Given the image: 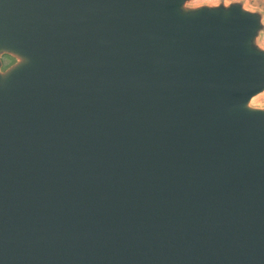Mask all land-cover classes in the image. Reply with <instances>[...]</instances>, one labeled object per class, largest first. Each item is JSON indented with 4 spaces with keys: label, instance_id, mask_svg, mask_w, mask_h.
Returning <instances> with one entry per match:
<instances>
[{
    "label": "water",
    "instance_id": "obj_1",
    "mask_svg": "<svg viewBox=\"0 0 264 264\" xmlns=\"http://www.w3.org/2000/svg\"><path fill=\"white\" fill-rule=\"evenodd\" d=\"M192 2L0 0V264H264V14Z\"/></svg>",
    "mask_w": 264,
    "mask_h": 264
},
{
    "label": "rangeland",
    "instance_id": "obj_2",
    "mask_svg": "<svg viewBox=\"0 0 264 264\" xmlns=\"http://www.w3.org/2000/svg\"><path fill=\"white\" fill-rule=\"evenodd\" d=\"M220 0H217V2ZM231 1V0H227ZM246 6L253 10H259L264 14V0H243ZM193 4H202V3H209V2H201V0H193ZM262 43L264 45V32L262 34ZM255 106H264V92L260 95L256 96L252 102Z\"/></svg>",
    "mask_w": 264,
    "mask_h": 264
},
{
    "label": "clouds",
    "instance_id": "obj_3",
    "mask_svg": "<svg viewBox=\"0 0 264 264\" xmlns=\"http://www.w3.org/2000/svg\"><path fill=\"white\" fill-rule=\"evenodd\" d=\"M201 2L215 3L217 2V0H201Z\"/></svg>",
    "mask_w": 264,
    "mask_h": 264
}]
</instances>
